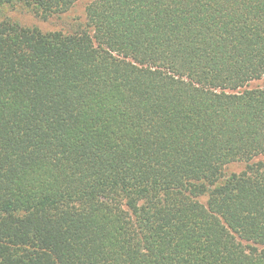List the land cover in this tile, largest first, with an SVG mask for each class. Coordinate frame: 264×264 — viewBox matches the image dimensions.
<instances>
[{"label":"trees","instance_id":"trees-1","mask_svg":"<svg viewBox=\"0 0 264 264\" xmlns=\"http://www.w3.org/2000/svg\"><path fill=\"white\" fill-rule=\"evenodd\" d=\"M80 1L0 0V264H264V0Z\"/></svg>","mask_w":264,"mask_h":264},{"label":"rangeland","instance_id":"rangeland-1","mask_svg":"<svg viewBox=\"0 0 264 264\" xmlns=\"http://www.w3.org/2000/svg\"><path fill=\"white\" fill-rule=\"evenodd\" d=\"M87 0L80 1L71 11L63 14L61 16H52L47 19H44L40 16H37L32 11H24L20 7L15 9H10L7 12V15L15 21L26 26H38L44 31H54L60 29H67V25L70 22H75L80 18L84 17L85 5ZM4 15V16H7ZM2 16V17H4ZM264 79L257 81L254 85H263ZM240 164H233L228 167L227 172L241 171Z\"/></svg>","mask_w":264,"mask_h":264}]
</instances>
